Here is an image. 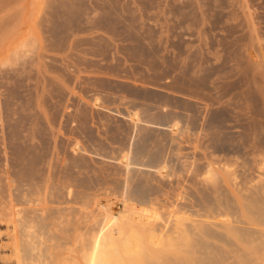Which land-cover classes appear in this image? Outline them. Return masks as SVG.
I'll use <instances>...</instances> for the list:
<instances>
[{"label":"rangeland","instance_id":"rangeland-1","mask_svg":"<svg viewBox=\"0 0 264 264\" xmlns=\"http://www.w3.org/2000/svg\"><path fill=\"white\" fill-rule=\"evenodd\" d=\"M107 1L0 0V102L2 101L0 104V179L3 180H0V187L3 189L7 186L5 185L6 174L4 175V170L9 164L6 158H10L9 144L5 142L7 144L5 145L3 142V139L8 137L10 131L6 127L7 123L4 120L8 113H12H7L2 103L5 100L8 101L11 95L16 98L14 102L16 103L17 101L16 104L19 107L24 104L31 106L29 111L22 113L27 115V121L25 120V128L27 130L31 127L32 120L39 121L38 118H40L42 124L44 123L45 128L42 125L41 128L43 130L47 128L43 136L47 148L46 154H48H45L44 158L46 164L43 162L45 166L39 165L34 170H43L36 172L39 175H44L43 172L46 173L45 175H49V173L53 175V177L51 175L49 184L46 187L54 188V194L50 191L53 194L50 195L49 189L45 190L46 188H43L41 190L42 193L38 194L39 197L36 196L41 201L40 208L53 206V203H51L52 197L54 196L55 198L58 195L56 194L58 193L57 190L65 187L66 183L68 184L71 179L69 182L71 185H68L70 187L74 184L77 185L72 186V190L74 194L79 193V198L81 199H78V204L88 197L86 199L87 203H84L85 205L77 204L78 206H75L77 202L74 205L73 203L65 204L66 206L69 205L65 206V208L77 207L78 212H72L71 220L74 218L72 224L81 228L82 226L84 227L85 222H87V225H91L95 222L94 220L101 218L97 215L99 214V207L107 208L110 206L118 212H123L125 210L124 197L120 195L122 192L120 189L125 188L127 182L131 185H129L131 188L135 180L145 179L146 181L139 182L147 183V185L149 183L150 187L148 186L149 188L147 189H149V194L153 193L151 194L153 198L148 196L155 203L153 207L158 212L162 214L177 212L178 216L183 212L182 215L184 216L182 219L187 216V218L189 217L187 219L188 222L194 221V225L200 223L211 225L209 227L211 228L210 230L214 229V234L218 235L217 238L210 239L211 242H214L221 249L220 251L227 253L228 257L230 256L228 258L225 253L221 252L223 259L224 256L229 259H224V264H227V262L228 264H235L240 252L248 253L253 249L237 241V236L232 231L234 225L231 226L232 230H230L229 226L236 220L234 217L245 221L249 219L248 217H254L249 214L248 208L246 210V207H243L244 205L249 207L251 202L248 199H253L251 200L253 202L255 197L258 202V197H253L252 195L260 194L261 197L258 199H261L262 196L264 198V0H223V6L220 9L221 13L218 15L219 22L217 25L219 29L217 28L214 33H221L220 38L221 36H228L230 41L232 38L240 39L238 46L242 51L239 49V52L243 55L242 60L247 61L245 64V68H247V71H245L247 86L243 89L237 88V86H234L235 88L228 86L230 90L236 89L231 92L228 91V94L226 93L227 91H223V87H219L222 83L216 87L209 82L207 83L208 86L206 84L205 86H194V89L190 85L192 83L191 78L194 77L191 70L188 71L185 77L180 69L175 71L173 67H168V65H164L166 70H164V67L162 68L163 65L158 62L160 61L158 54L147 49L149 44H157V41L139 40L141 38H139L137 30L141 27L139 16L141 15L140 0ZM160 1L163 2V0H159L157 1L158 3H153V7L160 9ZM187 1H193L196 10L192 6L189 8V10H192L193 15L192 22L188 20L191 28L187 32L188 34L186 33V37L191 41V46L198 47L202 38L200 36L204 35H201L202 31L200 29L207 27V25H203V22L208 20V15H210L208 8L210 6L212 8V4H208L209 2L211 3L210 0L206 1L207 6L204 2L205 0L203 2L201 0ZM114 6L115 8L112 9L111 7ZM111 9L113 12H111ZM107 12L111 13V16ZM107 14L110 18L106 16V20H104L103 15ZM119 15L126 17L127 20L124 17L118 18ZM151 22L153 25L158 22L162 23L158 19L151 20ZM116 23H119V25L117 24L119 29L116 27L117 25H114ZM113 28L115 29L114 32L112 31ZM132 30L135 32H132ZM235 30L237 33L234 32ZM198 31L201 32L199 33ZM126 34L129 37H124ZM140 42L147 45L141 46ZM169 44L168 42L167 45ZM99 45L106 46L105 49L108 47L107 50L109 51L102 49ZM155 57L158 58L157 62ZM151 58L155 64L152 60L150 61ZM110 65L111 67H109ZM120 65L122 66L120 67ZM55 66L61 67V69H56ZM102 67H105V69ZM106 67L112 71L107 70ZM118 71H122V74ZM123 71L125 74H123ZM154 73H157V75ZM147 74L149 76L154 74L155 78L152 75L151 78L147 76V79ZM18 80H22V84ZM94 81L98 86L94 84ZM114 81L115 83H113ZM53 87L63 93L61 96L64 99V103L67 102L71 106L76 107V110L83 106L84 108L88 107L89 110L83 108V111H88L85 115L82 114L83 112L80 113V110L82 111L81 108L79 112H73L75 114L73 116L78 121L75 123V127L76 125L78 126L77 130L69 132L71 130L70 126L65 123L63 126H66L67 129H63L62 133H60L58 123L55 122L52 125H48L45 123L44 115L42 116L41 112V115L39 114V111L45 109L44 106L46 104H50V100L56 102L60 99L51 98L48 90L53 89ZM215 87L219 89L216 90L214 89ZM219 90L226 94L220 93ZM243 90L247 93H243ZM234 94L235 96H233ZM218 95L221 96V100L217 98ZM222 95L226 97L223 98ZM98 96L104 98H102L105 100V102L103 101V106L107 109L121 112H137L139 115L141 114L140 116L144 120L148 119L150 121L151 119L152 122L161 121L160 118L168 112V116L172 120L170 123H178L180 129L175 132L171 129H157L155 126L150 125L152 122L135 127L131 121L121 118L106 109L94 111L91 108L92 100L94 103V99ZM214 98L219 101L216 102ZM42 104H45L42 106L44 108H39L38 106ZM78 104L79 107L77 106ZM19 107L17 109H20ZM190 108L194 111L192 109L190 111ZM71 110L74 111L75 108ZM217 112L222 114L219 121L220 124L217 121L216 124L213 118V115H216ZM3 115L4 117L2 118ZM86 115L90 117L89 122H87L89 118ZM68 116L72 118L71 114ZM68 116L67 118H69ZM16 117L18 116L16 115ZM82 123H85L88 127L83 126ZM28 124L30 125L28 126ZM25 128L22 126V128L18 129H22L21 131L23 132L19 130L20 133L28 136L29 130L27 131ZM5 130L6 132H4ZM249 134L254 135L251 148L248 145L245 146L250 144ZM35 142H39V139L35 138ZM77 142L86 151L83 149V151L73 152ZM92 144H95L96 147ZM135 150L138 153H135ZM6 152L9 154H6ZM128 153L133 158L144 160L143 162H146V158L151 156L152 153H156L154 156L157 157L158 155L160 159L158 161L161 164L165 163L168 170L166 168L162 173H159L155 168L150 169L133 165L131 166V171L127 172L119 159ZM144 153H147V155ZM50 155L53 158L49 157ZM49 159H52L51 162ZM71 161L72 163H74L73 161L79 162L78 164L81 167H78V165L77 168L73 167ZM70 165L75 170H72ZM44 167L46 169H42ZM50 170L53 172L51 173ZM64 170H67V172L63 173ZM60 172H62L60 174L61 177L58 175ZM69 175L74 177V179L70 176V179L66 180ZM58 176L60 179L58 181L61 182L62 179L63 183L65 181V185L57 182L56 177ZM128 176L131 177V180L128 179ZM52 180L56 186L52 183ZM77 182L78 184L83 182L81 186L84 184L85 188L78 185ZM86 185L87 190L89 189L90 191L86 190ZM89 186L93 187V189ZM1 189L0 199L2 201L0 200V206L2 207V202L7 201L4 193L5 191L7 192L8 187L3 189L4 192ZM84 189L86 192L83 193ZM78 190H81L82 195H87L85 197L82 196L83 198L80 197L81 192ZM117 190L120 193V197L116 192ZM43 191L46 194H43ZM114 192L117 194L115 195ZM48 195L52 196L51 202ZM263 198L262 202L264 201ZM43 199H46V203ZM258 203L256 205L260 204ZM63 205L62 208H64ZM211 206L216 207L212 209ZM229 207L236 211L235 215L237 217L232 216L231 213L234 214V211L233 209L229 210ZM75 210L76 208H74V212ZM80 210H82L81 215ZM185 212H188V214ZM213 212H216V214H213ZM69 214L71 216V213ZM191 214L194 215L192 216ZM5 220L8 221L0 216V264H18L19 253L12 245L10 238L11 229L7 227L8 223ZM78 220L79 222L81 221L80 224ZM183 221L186 223L185 220ZM213 222L215 224H212ZM216 223L220 225H216ZM220 234L225 235L224 237L226 238L229 236L228 240L231 238L230 242L226 244L227 240L224 241V237H221ZM239 247L241 250H239ZM15 251L16 253H14ZM230 258L232 259L230 260Z\"/></svg>","mask_w":264,"mask_h":264},{"label":"bare ground","instance_id":"bare-ground-1","mask_svg":"<svg viewBox=\"0 0 264 264\" xmlns=\"http://www.w3.org/2000/svg\"><path fill=\"white\" fill-rule=\"evenodd\" d=\"M140 1H139V3H141V5H140L141 6V8H140L141 9L140 10L141 15H139V16H140V21H141L140 22L141 27L139 30H137L139 33V38H141L139 40H147L150 42L157 41V44H155V43L154 44L151 43V45L149 44L148 45L149 48H147V49L148 50L150 49L151 51L158 54V56H159L158 58H160L159 60L161 61V62L160 61H158V62L161 63L163 66L158 64V63L157 64L162 66V68L164 67L165 68L164 70H166V67L164 65H168V67L169 66L171 68L173 67L175 69V71L177 69L182 70V74H184L185 77H186V74H188V71L191 70L194 77L191 78L192 83L190 81V83H191L190 85L193 88H194V86H205V84L208 86L207 83H209V82L216 87L219 86L220 83H222L223 85L221 84L219 87L220 88L223 87V89H224L223 91H225V92L227 91L226 93L228 94V91L231 92L232 90H236V89H234L235 88L234 86H237V88H240V89H243L245 86H247V83L245 81V71H247V68H245V64L247 63V61L242 60L243 55L240 54V52H239L240 48L238 46V43H239L238 41H241V40L240 39L238 40V38H232L230 41V40H228V36H221V38H220L221 33L220 34H218L216 32L214 33V31L218 28V25H217L219 22L218 21V15L221 13L220 9L223 6V0H210L211 3L210 2L208 3L210 5L212 4V8H211V6H210V8H208L210 11V15L207 14L209 18L207 17L208 20L207 21L205 20L206 22L205 21L203 22V25H207V27L205 29L202 28L203 30L200 29L201 27L199 28L202 31V32L200 31L201 35L202 34H204V35L200 36V34H199V36L202 38L200 39L201 43L198 47L191 46V43H190L191 41L186 37V35L188 34L187 32L191 28L190 24H188V20H190V22H192V15L193 14H192V10H189V8H191V6H192V8L195 7L194 6L195 3L193 1L190 0L191 2H188L187 0H163V2L160 1L161 2V4H160L161 8L160 9L157 7H153V3H156L159 0H140ZM201 1L203 2L204 0H201ZM206 1H208V0H205L204 2L206 3ZM106 2H108V1L106 0ZM208 4L206 3V6ZM156 6H158V5H156ZM111 8L114 9L115 6L111 7ZM112 9H111V12H113ZM195 10H196V7H195ZM108 14H109V16H111L110 15L111 13H108ZM108 14L105 16L103 15L104 20H106L105 19L106 16L109 17ZM260 15H262V14H260ZM121 17H122V15L121 16L119 15L118 18H121ZM109 18H107V19H109ZM211 18H214V19H211ZM124 19L127 20L126 17H124ZM156 19H158L162 23L158 22V23H155L153 25L151 20H156ZM117 24L119 25V23H116L114 25H117ZM118 25L116 27L119 29ZM114 28L112 30L113 32L116 29V28L115 29ZM130 28H131V26H130ZM228 28H230V27H228ZM121 29L124 30L123 28H121ZM120 32H122V31H120ZM132 32H135V31L132 30ZM230 32H232V31H230ZM234 32H236V30ZM138 33H136V34H138ZM126 36H128V35L126 34L124 37H126ZM141 42H140V44H141ZM168 42L170 43L169 45H167ZM136 44H137V42H136ZM144 44L142 43L141 46ZM95 45H97V44H95ZM138 45H139V42H138ZM145 45H147V44H145ZM99 46L102 47V49L104 48V50H107V48H108L107 47L105 49L106 46L105 47H103L101 45H99ZM98 50H99V48H98ZM107 51H109V50H107ZM143 52H145V51L143 50ZM147 55H149V54H147ZM141 57H143V56L141 55ZM158 58L155 57L156 62H157ZM87 60H89V59H87ZM151 60H152V58L150 59V61ZM153 63H154V61H153ZM231 63H233V64H231ZM110 64H111V62H110ZM254 64H256V63H254ZM121 66L122 65H120V67ZM109 67H111V65ZM120 67H118V68H120ZM55 68L61 69V67H58V66H55ZM103 69H105V67ZM106 69H107V67H106ZM109 70H111V69H109ZM156 71L159 72L158 70H156ZM116 72H117V70H116ZM119 73L122 74V71ZM121 74H119V75L121 76ZM123 74H125L124 71H123ZM154 74L157 75V73H154ZM154 74H152V75L155 78ZM152 75L149 76L147 74L146 77L148 76L149 78H151ZM73 76H75V75H73ZM158 76H159V74H158ZM160 76H162V75H160ZM148 77H147V79H148ZM163 77H164V75H163ZM177 77H179V76H177ZM71 79H72V76H71ZM158 79H159V77H158ZM177 79H179V78H177ZM18 81H20V83H21L22 80H18ZM16 83L18 84L17 80H16ZM113 83H115V81ZM94 84H97V83L95 82ZM97 86H98V84H97ZM228 86H230L231 88L232 87H234V88L230 90V88L228 89ZM54 87H53V89L48 90L49 94H51L52 99H55V98H56V100L58 98H60V99L56 102L50 100V104L45 103L47 105V107L45 104H44L45 106L43 104L41 106H38L39 108L45 107V109L39 111V114L41 112L42 116L44 115V119L46 120L45 123H47L48 125H52V123L54 124L55 122L58 123L60 133H62L63 129H65V128L67 129L66 126L65 127L63 126V124H65V123L68 126H70L71 130H69V132L77 130L78 126L76 125V127H75V123L78 121L73 116V114H74L73 112H77V111L79 112V109L81 108L82 111L80 110V113L83 112L82 114L85 115L88 111H83V110L85 108L88 109V107L84 108V106H83V107L78 108L79 107V104H78L77 105L78 109L76 110V107L71 106L67 102L64 103V99L61 96L63 93L61 91H59V89H56ZM216 87L214 89H216ZM218 89L219 88H217L216 90H218ZM226 89H228V90H226ZM113 90H114V88H113ZM9 91L11 92L10 87H9ZM190 91H192V90H190ZM208 91H209V89H208ZM219 92H220V90H219ZM222 92H220V93H222ZM242 92L245 94L247 93L244 90ZM226 93H222V94L225 95ZM200 94H201V92H200ZM236 94H237V92H236ZM224 95H222L223 98L226 97ZM63 96H65V95H63ZM218 96H220V95H218ZM218 96H217V98L221 100V96L220 97H218ZM233 96H235V94ZM214 97H215V95H214ZM102 98L98 96L97 98L94 99V103L92 100V106L93 107L91 106V108L94 111L95 110L98 111V109H106V110L118 115L121 118H125V119L131 121L135 127H139L140 125H143L145 123L152 122L151 119H150V121L148 119L144 120L140 116L141 114L139 115L137 112H130V111H127V112L122 111L121 112L118 110L107 109L106 107L103 106L105 100H103L104 98L103 99ZM240 98H242V97H240ZM14 99H16V98L14 96L10 95V98L8 99V101L5 100V102L2 103V105H4L6 112L7 113L12 112V113L11 114L8 113V116L5 115L6 119L4 120L7 123L6 127L10 131H9L8 137L3 139V142L4 143L6 142L7 144H9L10 158H6L7 163H9V164L7 165V168L4 170V175L6 174L5 175L6 176L5 185H7V186L3 189H6L8 187L7 192L5 191V193H4V196L6 197V198L5 197L4 198L7 199V201L2 202V207L0 206L1 207V211H0L1 215L0 216H2V218H5L8 220V221H6V220L5 221L8 223L7 227H9V229H11L10 238L12 241V245L19 253L18 264H222V263L224 264V262H223L224 259L227 260L230 257V256L228 257L227 253H225L224 251H220L221 249H219V247L217 245H215L214 242L213 243L211 242L210 239H215L218 236V235L216 236L214 234V232H213L214 229L210 230L211 228H209V227L211 225L208 226V225H204L202 223L194 225L195 224L194 221H191L192 222V224H191V222L190 221L188 222V220H187V219H189V217L187 218V216H186V214H188V212H185L186 217H184L183 219H182V217L184 216V215H182L183 212H182V214H180L181 217H180V215L178 216L177 212H170L167 214H162L161 212H158L155 209V207H153V205L155 203H153V201L150 199L152 197L151 194H153V193L149 194L150 192H148L149 189H147V188L150 187L149 183L147 185V183L139 182V181H144L145 179L144 180L143 179L135 180L136 183L135 182L133 183V185L131 187L132 189L130 188L131 185L128 184V182H127L126 187L125 188L123 187L124 189L121 188L122 183L121 182H120L121 184L118 183L121 186L120 187L121 189L120 188L119 189L122 190V192L120 191L121 194L118 192V190L116 192L118 193L119 197H120V195H122L124 197L123 203H124L125 210L123 212H118L114 208H111L110 206H108V207L106 206L107 208L99 207V210H98L99 214H97V215H99L101 218L99 217L100 219L97 218V220H94L95 222L93 224L87 225L86 224L87 222H85L86 226H85V224H84V227L83 226L81 227V225H80L81 228H78L75 224H72V220L74 219L73 218L71 220L72 212L73 213L78 212L77 207L72 206L73 208L72 207L65 208V206H66L65 204L73 203V205H74V203L77 202L75 204V206L85 205L84 203H87L86 199L88 197L84 198L85 201L83 199V202L78 204V199L79 200L81 199V198H79V193L74 194V191L72 190L73 189L72 186H74L76 184L72 185L71 187L68 185V184H70L69 182L71 180L70 179L71 175H69L68 177L65 176L66 180L70 179L68 184L66 183V186L68 185V187L65 186V187H63L64 189L63 188L58 189L57 190L58 193H56L58 195L55 198H54V196L53 197L50 196L53 193L54 188L52 189V187H51V189H52L51 190L50 187H46V186L49 184V180H50L52 174L50 175V173L48 172L49 175H45L46 173L43 172L44 175H39L36 173L39 169L37 171H35L37 169L36 167H38L39 165L45 166V164H46L45 163L46 161L44 162V158H45L47 148H46V143L44 141L45 139L43 140V138H44L43 136L45 135V131H47L46 130L47 128L44 130H43V128H41V125H42V127H44V123L42 124V121H40V118L37 117L40 122L37 120H32L31 125L28 124V126L29 125L31 126V127H29L30 129L28 128V130H29L28 131L25 128V120L27 119V115L25 114L26 115L25 116L22 113H24V111H27V110L29 111L31 109V106H28V104L27 105L24 104L23 106L19 107V105L16 104L17 101H16V103L14 102L15 101ZM214 99L216 100V98H214ZM237 100H239V99H237ZM218 101L216 100V102H218ZM1 102H0V104H1ZM80 104H81V102H80ZM42 106H44V107H42ZM81 106H82V104H81ZM17 107H19L20 109H17ZM191 107H193V106H191ZM74 108L76 111L71 110ZM191 109L192 108H190V111H191ZM5 110H4V112H5ZM21 110H23V111H21ZM35 111H36V109H35ZM36 112H38V111H36ZM67 112H68V114L66 115ZM70 114L72 115V118H70V116H68ZM16 115L18 117H16ZM36 115H38V114H36ZM87 115H86V117H87ZM147 115H148V113H147ZM166 115L160 118L161 121L159 120V122L158 121L152 122L150 125L155 126L157 129H164V130L171 129L174 132L177 131L178 129H180L178 127L179 126L178 123H176V122L173 124L170 123V121H172V120H170V118H169L170 116H168L169 115L168 112ZM67 116L69 118H67ZM142 116H144V115L142 114ZM221 116H222V114L220 112L219 113L217 112L216 115H213L214 121L219 122L221 119ZM3 117H4V115L2 116V118ZM146 117H148V116H146ZM87 118H89V119H87L88 120L87 122H89L90 117H87ZM42 119H43V117H42ZM212 121H213V119H212ZM28 122H30V120H28ZM87 122H85V123L89 124ZM217 122H216V124H217ZM222 122H223V120H222ZM84 124H83V126L88 127V126H86V124L85 125ZM219 124H220V122H219ZM22 126H23V128H25V130L28 131V133H29L28 136L20 133V131L22 129L20 130L18 128H22ZM155 127H152V128H155ZM82 128H84V127H82ZM4 132H6V130ZM21 132H23V131H21ZM253 132H255V131H253ZM251 135H250V137H248V139H251L249 141L250 144H246V145L244 144L245 146L248 145V147H250V148L252 145L251 142H253V140H254V138L252 139V137L254 135L253 134H251ZM35 138L39 139V142H35ZM245 138H246V136H245ZM90 142H91V140H90ZM247 142H248V140H247ZM255 142H257V141H255ZM6 143H5V145H7ZM93 143H95V142H93ZM253 144H255V143H253ZM92 145L95 146V144H92ZM83 149L84 148H82V146L77 142L74 146L73 152H78L80 150L83 151ZM138 149H140V148H138ZM138 149H137V151H138ZM65 150H64V152H65ZM84 150L86 151V149H84ZM137 151L135 153H138ZM142 151H144V150L142 149ZM47 153H48V150H47ZM6 154H9V153L6 152ZM52 154H54V153L52 152ZM144 154L147 155V153H144ZM150 154H148V155H150ZM154 154H156V153H154ZM154 154L152 153L151 156L147 157L146 162H143L144 160H140L139 158L137 159L135 156H134L135 158H133L129 153L124 155L123 157H121V159H119V160L123 163V167H124V169L127 170V172L128 171L130 172L131 166L134 165V166H140V167H147L150 169L155 168L158 170L159 173H162V171L167 168V165L165 163H162L163 164L162 165L160 163V161H158V160H160L159 156L157 155V157H158L157 158L154 156ZM46 155H48V154H46ZM68 155H70V154L68 153ZM5 157H9V156H5ZM49 157H51V155ZM51 158H53V157H51ZM46 159L48 160V158H46ZM51 160H50V162H51ZM73 162L74 163H72V161H71L73 167L75 166L77 168V165H78V167L80 166L78 164L79 162H76V161H73ZM11 168H12V170H11ZM34 168H36V169L34 170ZM70 168H72L71 165H70ZM42 169H46V168L44 167ZM72 170H75V169L72 168ZM167 170H168V168H167ZM39 171H43V170H39ZM46 171H48V170H46ZM52 172L53 171H51V173ZM62 172H60L59 174L57 173V174L60 176V174ZM65 172H67V170L66 171L64 170L63 173H65ZM71 172H73V171H71ZM77 174H79V173L77 172ZM59 176L56 177L57 182H60V181H58V180H60ZM131 176H133V175H131ZM52 177H53V175H52ZM0 178H1V175H0ZM72 178L74 179V177H72ZM133 178H135V177H133ZM73 179H72V181H73ZM128 179L131 180V177H129ZM0 180L3 181L2 179H0ZM55 180H54V182H55ZM124 182H126V181H124ZM52 183H53V180H52ZM60 183L62 185L63 184L65 185V181L63 183L62 179H61ZM71 183L73 184V182H71ZM82 183L78 184V182H77V184L80 186ZM123 185L125 186V184H123ZM3 187H4V185H3ZM81 187L85 188L84 184ZM43 188H46L45 190L49 189L48 190L49 193H50V191H52V193H50V195H48V198L50 196V199H49L50 202L53 198V200L51 202V203H53V206H51V207H49V206L43 207L42 206L43 208H40L41 207L40 206L41 201L38 198L39 197L38 194L41 192V190ZM116 188H118V187H116ZM0 189H1V187H0ZM3 189H1V190L3 191ZM91 189H93V187ZM146 189H147L148 193L146 192ZM84 190L82 191L83 193L86 192L87 185H86V190L85 191ZM59 191H61L62 193L61 192L59 193ZM78 191L81 192V190H78ZM3 192H1V193H3ZM82 192L80 194V197H82V196L85 197L87 194L82 195ZM44 193L45 192L43 191V194ZM87 193H89V192H87ZM5 194H7V195H5ZM114 194H115V192H114ZM148 195L151 197L149 198ZM259 195L254 194L252 196L253 197L257 196L259 198V197H261V195L260 196ZM36 196H38V197H36ZM252 196H250V197H252ZM40 197H41V195H40ZM258 198H257V200L260 204L256 201L255 197H254L255 201H253V202L251 201L253 199H251V200L248 199L249 202H251V203H249L250 204L249 207L245 206L243 204L244 205L243 207L244 208L246 207V210L248 208L249 214L253 215L254 217L250 218L247 216L249 219L247 218L248 220H246V221L244 219L234 217V219H236L234 221H236L237 224H239V225H237L236 222L233 221V224L232 225L230 224V226H229L230 230H232L231 226L234 225V228L232 231H233V234L237 236V241H239L243 244H246L249 246V248L251 247L253 249V250L251 249L252 251H250L248 253L240 252L239 256L236 254L238 256V260L237 261L235 260V264H264V201L262 202L263 196L261 199H258ZM44 202L46 203V199L44 200ZM217 202H214V203H217ZM224 203H225V201H224ZM256 203H258L259 205H256ZM54 204L57 206H55ZM226 204H227V202H226ZM58 205H60V206H58ZM62 205L64 206V208H62ZM67 206H69V205H67ZM215 207L216 206L212 207V209L213 208L215 209ZM74 208H76L75 212H74ZM210 208H208V209H210ZM70 209L73 211H71ZM184 209H185V207H184ZM232 209H230V207H229V210H232ZM68 210H70L71 212L70 211L67 212ZM80 211H81L80 212V215H81L82 210H80ZM233 211H234V209H233ZM83 212H84V210H83ZM222 212H223V210H222ZM235 212L236 211H234V214L233 213H231V214H232V216L234 215L237 217V215H235ZM69 213H71V216H69L70 215ZM197 213H194V214H197ZM214 213L216 214V212H213V214ZM83 217H85V216H83ZM209 217H211V216H209ZM183 220H185V221L187 220L186 221L187 224ZM78 222H79V220H78ZM80 222H79V224H80ZM204 223H206V222H204ZM219 223H221V222H219ZM219 223H216V225L217 224L220 225ZM212 224H215V223L213 222ZM216 227H219V226H216ZM226 234H227V232H226ZM220 236L222 237L223 235L220 234ZM225 238L226 237H224L223 239H224V241L227 240L226 244H227V242H230L229 240L231 238L228 240L229 236L226 239ZM209 240H210V242H209ZM223 249H225V248H223ZM239 250H241V248ZM221 252L223 254L225 253L228 258H226L223 255L224 256V259H223ZM14 253H16V251ZM228 253H229V251H228ZM231 259L232 258H230V260ZM225 263H226V261H225ZM227 264H228V262H227Z\"/></svg>","mask_w":264,"mask_h":264}]
</instances>
